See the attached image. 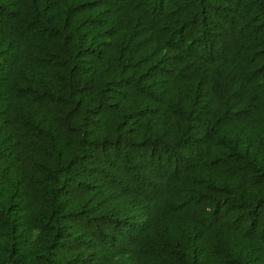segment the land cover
<instances>
[{
	"label": "trees",
	"instance_id": "1",
	"mask_svg": "<svg viewBox=\"0 0 264 264\" xmlns=\"http://www.w3.org/2000/svg\"><path fill=\"white\" fill-rule=\"evenodd\" d=\"M0 264H264V0H0Z\"/></svg>",
	"mask_w": 264,
	"mask_h": 264
}]
</instances>
